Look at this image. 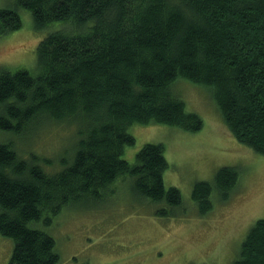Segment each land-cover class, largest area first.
Instances as JSON below:
<instances>
[{"label":"trees","instance_id":"1","mask_svg":"<svg viewBox=\"0 0 264 264\" xmlns=\"http://www.w3.org/2000/svg\"><path fill=\"white\" fill-rule=\"evenodd\" d=\"M15 2L0 7V36L21 27L19 6L31 12L37 31L59 24L38 40L35 70L0 67V129L19 137L41 115L75 128L72 157L55 169L0 139V234L13 244L5 264H56L54 238L41 226L48 214L126 177L138 194L166 204L158 215L173 214L181 192L163 182V145L143 143L132 162L123 154L135 142L131 123L202 126L170 92L178 77L209 87L234 138L264 153V0ZM238 175L223 165L213 181H196L199 213L210 211L211 195L227 200ZM240 245L233 264H264V218Z\"/></svg>","mask_w":264,"mask_h":264},{"label":"rangeland","instance_id":"2","mask_svg":"<svg viewBox=\"0 0 264 264\" xmlns=\"http://www.w3.org/2000/svg\"><path fill=\"white\" fill-rule=\"evenodd\" d=\"M3 6L16 2L0 0ZM18 12L21 27L0 36V67L33 71L38 40L59 23L37 31L31 12L20 6ZM170 92L201 116L202 126L189 131L165 123H131L127 129L135 142L124 148L123 157L132 162L143 143H161L168 161L163 182L179 189L181 204L172 215H158L166 204L138 194L126 177L98 197L89 194L62 205L48 214L49 224L41 225L54 238L60 255L56 264H233L255 219L264 218V153L234 138L209 87L178 77ZM32 120L19 137L0 129V139L10 138L20 156L34 158L45 169L62 167L61 159L71 156L74 126L42 115ZM223 165L238 168V182L227 200L211 195L213 205L203 215L191 190L198 180L213 181ZM12 248V239L0 234V264Z\"/></svg>","mask_w":264,"mask_h":264}]
</instances>
